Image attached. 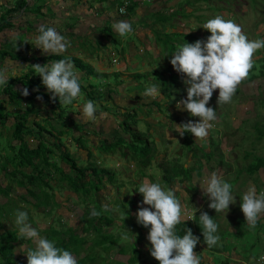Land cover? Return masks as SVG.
I'll return each mask as SVG.
<instances>
[{
	"label": "rangeland",
	"instance_id": "1",
	"mask_svg": "<svg viewBox=\"0 0 264 264\" xmlns=\"http://www.w3.org/2000/svg\"><path fill=\"white\" fill-rule=\"evenodd\" d=\"M118 1L119 0H116L115 3ZM174 2L172 3L173 7L175 6ZM186 2L192 4V6L186 5ZM179 4L183 6L185 5L184 8L182 6V11H188L190 15L186 18L177 17L178 22L176 23L175 28L168 29L167 33H182L184 31L186 33L192 32L199 40L206 41L207 36H209L210 33L203 29L204 24L209 19L220 15L226 20L231 19L240 25L242 31L247 35L249 40L264 39V0H208L206 2L203 0H180ZM9 25L13 29H15V27L18 28V25L15 26L13 20L9 21ZM163 30L165 31V29H162V31ZM23 32L32 38L33 44L35 45L34 40L37 33L28 25L25 31L20 29L16 32V37H11V39H9L11 40V44L8 43L7 45L20 44V49L23 48V45H28L29 47V40ZM3 37L4 34H0V43ZM8 37H10V35ZM101 37L106 41V44L101 43L100 40L93 43L90 42L88 38H81L75 43L70 41L72 47H69L70 49H67L66 52L59 55L62 58H78L82 63L90 65L94 69L93 71L97 74V77L93 79V77L80 73L81 86L85 87V89H82L83 92L81 91L82 95L75 99L71 105L62 104L54 111L49 105L44 103V99L36 98L35 100H30V103L33 104V112L27 115V126L32 128L33 126L31 123L34 121L38 122L40 127L44 129V133H42L43 139L45 140L44 142H48L49 144H52V142L59 144L57 142H60V148L66 150L70 155L77 154L81 157L82 154H84L83 151H87L90 148V159L85 162L84 156H82L84 161L83 159L79 160L77 165L79 167L87 165L92 166L97 170L104 168L112 171L114 173L113 183H109L106 179H103L101 189L98 193L94 194L96 202L91 203L89 200H84L83 196L72 193L68 186H66L67 184L65 182L57 179L58 176L57 178L51 176L50 183L52 189L42 187L41 185L38 186V189L40 188L47 193H51L54 197L50 199H54L55 206L52 202L44 204L45 198L43 195V200H40L41 204L39 205V200L36 198L38 197V193L36 197H33L26 192V189L32 193L36 192L37 189L35 187H29L25 182L21 187L16 186L13 181L10 180L11 178L3 176L0 172V189L9 186L7 196L0 194V233L9 230L16 231V233L19 234L18 227L15 224V213L17 210H21L28 213L31 225L36 227L39 231L44 230L45 235L48 234L50 229L60 231L61 233L62 230L72 228L77 235H81L83 238L84 235L82 234L81 229L82 226H87L86 221L84 220L85 213L88 212V214H91L93 210L97 212L100 211V215L95 217L93 221L98 229L92 227V229H94L93 231L89 228L88 233L85 235L87 245H90L87 249L89 248L90 254L95 257L96 262H94V264H115V262L126 264L128 254H120L116 250L123 246L127 249L130 248L131 244H134L136 241L138 234L137 229H140L141 233L145 235V229L150 227H144L137 223L135 214L139 208L150 206L142 203V195L135 193L134 189H139L143 183L148 181L165 185L160 179V170L163 167H167L168 169L174 164L177 159L175 156H178L176 153L178 149L177 145L183 148V153L186 152L181 156V161L188 165L190 164L185 160V157L188 155L189 151L192 153L198 151V146L196 144L199 145V141L191 135V137L188 136L187 139L191 140L192 143L190 145H184L182 144V141L184 140L183 136L180 138L179 134L175 133L178 143L176 144L175 141L166 142L169 140V135L166 137L165 131H169L168 129H175L176 125L170 124L174 119L184 123L189 120L198 122L199 118L190 116L187 111L177 108V103L182 99H186L187 96L186 86L182 82L186 77L177 73L170 64L171 56H168L170 44L169 38L167 41L166 38L157 33V37L161 39V43L158 42L157 45L159 48L151 50L152 47L147 44V48H135L132 51H135L136 53L138 52L137 55L131 57L129 62L128 60L125 62V54L126 56L128 55V47L126 43L132 41L136 46L137 39L131 34L125 37L113 34L112 29L110 28H107L101 34ZM76 46L79 47L76 48ZM74 49L77 51L85 49L88 53L98 49L100 55L97 60L89 59L87 61L80 56L73 55L75 54ZM109 49L117 50L115 54L116 57L114 56V58L117 59V66L112 65L111 63ZM140 51L144 53L141 55ZM40 53L45 55L43 52ZM138 55L141 56L139 57ZM31 57L33 59L35 58L33 55L29 58ZM29 58L27 60H29ZM49 61L51 62L52 60ZM262 64H264V49L258 50L253 56V70L249 75H257L253 76L252 81L248 83L241 82V84L238 85L230 103H219L218 105H214L212 101L217 99L216 94L218 93V90H215L209 104L207 105L214 110L216 109L217 115L216 120L212 122L213 127L211 128L212 131H210V141L218 142V139L221 140L223 134H220L219 130L225 129V131H231V133L228 134L231 136L228 141H232L236 144L233 145L234 151L238 153L236 159L230 161V156H228L232 175L228 176L225 174L223 178L233 184V195L236 197L238 206L240 205V202H242L243 192L246 191L249 186L255 185L257 193L264 190V184H262L255 175L251 177V174L248 173V167L254 163L257 158L264 157V74H258L261 70ZM21 65H23L25 69L28 64L17 61V69H14L13 72L18 73V68ZM5 68L7 67L3 65V61L0 60V71H4ZM166 69L176 73L174 75L178 78L176 83H171L172 88L170 89V92H172V97L166 99V95L161 92H159V95L156 97L145 96V90L150 85H156L159 89L161 83L164 81L168 86V83L170 82H168L169 74ZM261 72L264 73V71ZM113 74H116L117 76L115 77ZM87 84L92 85L94 88L89 94L87 93L89 92V88L86 87ZM109 90H111V92H109L111 95L110 98L105 95ZM85 95L88 99L93 100L98 106L96 119L94 121L87 119L83 114V104L87 101ZM151 101L156 102L158 107L156 106L157 108H154V105L152 106L150 104ZM17 106H19L20 109H17L13 102H8L6 96L0 91V110L2 112L4 111L6 117L3 119L4 122H0V160H2L4 156L12 155L17 149V142L11 141L10 139L11 124L15 115L23 110L24 105ZM235 108H239L240 112L241 109L244 108L237 117H234L235 124L243 120L241 124H239V129L236 130L234 129L232 121H230L228 115L231 114ZM126 113L134 115V124L131 127L138 130L146 137L150 152L152 153L150 164H148L146 168H141L144 176L137 173L138 168L135 165V162H129L128 159H124L120 156V152H124L125 147L120 146L113 151L108 152L99 149V147H105L106 142L108 144L109 139L112 136L114 140L125 136V139L123 140L129 141L128 132H125L124 127L123 130L126 135H124V133L122 134V129L120 127L121 134L119 136L116 131L113 132L111 136H105L104 140L95 133V131L97 132V129L95 128L97 123L101 122L100 124L103 127L110 130L112 124L116 123V119L121 120ZM46 115L48 116V119L45 118ZM254 121L256 123H253ZM117 123L119 124V122ZM129 123L132 122L129 121ZM46 134H49V136ZM78 135L81 136V148L77 145L78 141H75V136ZM259 137L262 138L257 140ZM23 140L31 147L36 144V140L29 138L28 136H23ZM209 145H211V142L203 140V147ZM8 147H11L12 149L10 150ZM187 148H189L188 152L186 150ZM240 150H242V152H240ZM47 157L49 163L50 161H53L58 164L59 160L57 156L48 154ZM194 164L195 162L193 165ZM204 165L206 166V164ZM226 166L227 165L224 164L223 169H225ZM39 167L40 169H43V171L52 170V168L47 165L39 164ZM9 169L10 167L7 166V170ZM63 171L66 173L69 172L67 167H64ZM195 173L196 171L192 170L180 172L181 176L174 178L175 180L173 179L174 181L169 184L171 189L175 191L177 198L183 206L184 214L182 215V220L191 219L193 206L202 211L206 208L207 201L203 202L201 196L198 198L196 191L200 187L199 184H201L199 183V179H206L210 174L203 172V175L199 174V178L195 179L193 176ZM57 175H59L58 172ZM192 177L193 179L191 181ZM19 179H21V177L17 176V178L13 180ZM191 183L194 186L193 189H190L192 187ZM169 185L167 186L169 187ZM185 186L192 194H189L184 190ZM240 197L241 200L239 202L238 199ZM202 202L204 204H202ZM105 205L107 206V211L109 213H107L103 207ZM123 206H125V209H129V217L127 218L120 210ZM235 206L236 203L229 207H232V211H234L233 207ZM102 210L105 212L101 213ZM230 210L231 209L229 208L226 216L224 212H218L216 214L217 217L215 219L219 227L217 235L220 238L217 245L212 246V250L204 249L199 245L194 248V252L200 257V264H216L217 260L222 264H224L226 260L229 261L228 264L263 263L264 216H260L259 222L255 228L250 227L247 230L244 226H238L237 228L241 229L242 232L239 230L235 231L231 225L234 221L230 220V218L236 217L238 220L242 219L243 221L244 216L241 210L234 211V214H232ZM215 213L216 212H214V214ZM103 214L106 218L108 216L112 217L113 222L110 225H104L101 221V224L97 225L99 217L103 216ZM211 215H213V213H211ZM89 217L91 218V216ZM45 229L49 230L46 231ZM125 229L131 233L128 234L127 240L122 238L125 234ZM96 230L100 231V233H97ZM234 231L235 233H232ZM110 233L112 235H109ZM102 234L108 236L104 239H100ZM257 235L260 236L261 240L258 244L254 243V245H256L255 247H251L250 243L252 242L250 240L254 239ZM47 238L52 237L48 236ZM56 238H58V236H56ZM78 242L79 241H77V244H79ZM21 245H25V243L23 241L13 243V250L14 255L19 257L18 263L24 264V260H26V250L22 252L18 251L21 248ZM26 246L28 248L35 247L30 240L26 242ZM146 246L147 244L144 245L143 242L141 243L140 247L143 252ZM234 248H237L238 251H233ZM82 253L80 256L83 255ZM148 254L149 255H146V257L143 254L140 256L141 259L143 258L146 261V264H150L152 261L151 259L155 260L150 253ZM243 254L246 256H243Z\"/></svg>",
	"mask_w": 264,
	"mask_h": 264
},
{
	"label": "clouds",
	"instance_id": "2",
	"mask_svg": "<svg viewBox=\"0 0 264 264\" xmlns=\"http://www.w3.org/2000/svg\"><path fill=\"white\" fill-rule=\"evenodd\" d=\"M126 9L125 14H127ZM112 29L121 37L134 32L132 22L126 20L114 21ZM203 29L210 33L206 41L197 40L194 43L184 41L182 45L177 46L170 60L173 69L186 77L182 82L186 86L187 96L177 103V108L199 118L198 122L189 120L176 125L175 128L180 130L178 132L180 136L190 133L197 140H204L208 136L209 130L213 127L212 122L217 118L216 109L207 106L213 92L218 90L217 104L230 103L238 85L247 79L253 67L254 54L264 49V39L249 40L240 25L220 15L209 19ZM37 31L35 48L40 49L44 54L59 56L71 46L70 41L54 27L41 24ZM112 56L113 54L110 57ZM114 62V60L111 62L112 65ZM30 68L41 78L43 86L51 93V98L54 100L58 98L60 104L71 105L82 95L81 74L70 57L53 60L45 65H32ZM8 81L6 72L0 71V86L7 85ZM21 94L29 95L27 88H24ZM144 95L156 97L159 95V89L156 85H150ZM37 99L42 97L38 96ZM97 107L94 101H86L83 104L84 116L94 121ZM205 183L204 195L210 201L208 207L216 213L224 212L226 216L229 206L236 203L233 184L216 172H212ZM191 186L194 188L192 184ZM185 188L186 186L184 190L187 191ZM138 193L143 197L142 203L150 206L140 207L135 214L138 224L144 227L150 226L147 237L151 245L150 255L159 264H200V257L194 252V248L198 245L206 248L199 243V237L193 235L189 228H185L182 236L175 231L184 214L183 206L175 191L167 185L148 181L139 187ZM187 193L192 194L190 191ZM103 207L107 210L106 205ZM240 210L249 227L255 228L261 214H264V190L258 194L255 185L249 186L242 195ZM198 211L203 240L208 246L217 245L220 239L217 235L218 224L214 217L194 206L191 215L196 217ZM99 215L100 213L95 210L91 213L92 217ZM125 216L127 218L126 213ZM15 224L20 236L30 240L35 246L28 248L26 245H21L18 250L20 252L26 250L27 264H77L76 258L70 251L57 247L54 241L40 235V231L29 222L26 211H16ZM129 233L130 231L125 229L122 238L127 240ZM146 240H143L144 245L147 244ZM83 248L86 249L87 246Z\"/></svg>",
	"mask_w": 264,
	"mask_h": 264
},
{
	"label": "trees",
	"instance_id": "3",
	"mask_svg": "<svg viewBox=\"0 0 264 264\" xmlns=\"http://www.w3.org/2000/svg\"><path fill=\"white\" fill-rule=\"evenodd\" d=\"M16 1V0H15ZM18 3L15 6H19L18 8L24 6L28 0H17ZM129 1V0H128ZM195 1H200V0H195ZM203 1H208V0H203ZM186 5L192 6V4H189L186 2ZM131 2L129 1V6L127 7V12L130 10ZM182 6L179 4V2L176 4L175 7L171 9V13H167L165 16L161 15L159 18H157V22L155 25L158 26H165L167 25L169 28H175L176 23L178 22L177 17L180 18H186L190 15L188 11L184 12L182 11ZM185 5L183 6V8ZM170 10V9H169ZM10 11H7L6 15L5 13L0 15V34L3 35V32L9 28V21L6 20V16L9 15ZM154 35H155V42L156 43H161V39L157 37V33L162 35L164 38H168L170 40L169 44V54L168 56L174 54V52L177 49V46L182 45L183 42L187 43H194L197 40H199L194 33H186L185 31L182 33L178 32H173V33H167L166 32H160L153 30ZM210 36V35H209ZM207 36V38L209 37ZM4 38V37H3ZM185 38V39H183ZM4 41L2 39L0 46L2 47V50H0V54L2 56H10L11 59L13 60H20L22 59L20 55H17L18 53V47L19 45H10L8 46L7 44L10 43V40L6 39ZM168 43V42H167ZM11 44V43H10ZM14 46V47H13ZM11 48V51H10ZM16 54V55H15ZM48 60H58V59H63L60 56H52V55H47ZM34 60V59H33ZM73 61L74 65L76 68L79 69V71H82L85 75L89 77H97V74L93 71V69L88 65L82 63L79 59L71 58ZM253 70H250L249 73H251ZM169 76H168V86L166 85V82H162L161 86L159 88V91L166 95V99H169L172 96V92H170L171 83H176L178 80L177 76L174 75L172 71H168ZM264 64L261 65V70L258 74H264ZM257 75V74H256ZM256 75H248L247 79L242 81L243 83H247L253 80V76ZM113 76H117L116 74H113ZM114 77V78H115ZM8 84L1 86V93L6 96V100L8 102H13L15 104V107L17 109H20L19 106L17 105H24V108L22 111H20L18 114L15 115L13 122L11 124V135L10 139L11 141H16L17 142V149L12 155H7L0 160V172L2 173L3 176H7L8 178H11L10 180L13 181V183L16 186L24 185V182L28 184L29 187H35L37 189L36 192L32 193L31 191L26 189V192L28 194L32 195L33 197H36L38 193L37 200H39V205L41 204L40 200L42 199V195L44 196V204L48 203L51 201L50 198H53V195L51 193H47L43 191L42 189H38V186L41 185L42 187H47L49 189H52L50 179L52 178L51 176H55L57 179H60V181L65 182L70 189V191L74 194H79L84 197V200H89V202L93 203L95 201L94 194L98 193L99 189L101 188V183L103 179H106L109 183H113V178H114V173L112 171H109L107 169L101 168L100 170H97L96 168L92 166H81L79 167L77 165V161L70 156V154L67 153L66 150L61 149V143L57 142L59 144H56L55 142H52V144L48 142H44L45 140L43 139L42 133H44V129L40 127V124L38 122H32V128H29L27 126V115L32 113V108L33 104L30 103V100H35L38 96L42 97V99L45 100V104L49 105L50 108L54 111L57 109V107L61 106L62 103H59L58 98L57 99H52L51 98V93L48 92V90L43 86L41 82V78L38 76H32V75H23L20 78H8ZM87 88H89L88 94L94 89L92 85L87 84ZM24 88H27L29 91V95L24 96L21 94L22 90ZM85 89V87L81 86V91L82 89ZM83 92V91H82ZM111 90L106 92V96L108 98L111 97L109 94ZM218 94H216V97H218ZM85 99H88V97L85 95ZM93 101V100H91ZM51 102V103H49ZM151 104L154 106L156 105V102L151 101ZM214 105L217 104V99L212 101ZM158 107V106H157ZM14 109V108H13ZM60 116V115H58ZM5 114L4 111L2 112L0 110V122H4ZM45 118L48 119V116L46 115ZM44 120V119H42ZM134 115H131L126 113L123 118L120 120V127L122 129V133L126 135L125 132H128L129 135V141H125L124 137H119L117 140H114L112 137L109 139V143L105 144V147H99L100 150L108 152V151H113L114 149L123 146L125 147L124 152H120V156L124 159H128L129 162H135V165L137 166V173H139L141 176H144V173L141 168H146L148 164H150L151 160V155L152 153L150 152V148L148 145V142L146 140V137L142 135L138 130L132 128L131 126L134 124ZM131 121L132 123H129ZM174 121V120H173ZM172 121V123H174ZM180 125V124H179ZM123 127L125 128V132L123 130ZM212 131V129L209 130V132ZM58 134V133H57ZM49 136V134H46ZM190 135V133H185L183 135V141L182 144L184 145H190L192 143L191 140L187 139V137ZM23 136H28L29 138H33L36 140V144L34 146H28L26 141L23 140ZM51 136V135H50ZM77 140V145L80 146L81 143L79 141L81 140V136L76 138ZM47 143V144H45ZM10 150L12 149L11 147H8ZM120 149V148H119ZM118 149V150H119ZM187 152L189 151V148L186 149ZM190 152V151H189ZM48 154H53L54 156L58 157V164L56 162L50 161L48 162ZM212 153H207L204 155V159L209 161L211 159ZM91 154L90 152H87V161L89 160ZM41 162V163H40ZM48 162V163H47ZM60 163V164H59ZM39 164L42 165H47L52 168L50 171H43V169H40ZM264 164V157L263 158H257L254 163H252L248 167V173L249 174H254L260 167H262ZM68 168V173L63 171V167ZM7 166L10 167L9 170H7ZM214 164L213 161L208 162V170H211L213 168ZM215 166H220V163H216ZM28 170V171H26ZM186 172L190 171L189 169L184 168L181 165H178L176 162L172 164L168 169L167 167H163L160 170L161 173V181L165 185L170 184L173 182L176 177H180V172ZM57 172L59 175H57ZM168 172V173H167ZM17 176H20L21 179L19 180H13L16 179ZM189 178V177H188ZM174 179V180H173ZM49 181V183H48ZM191 189H193L191 187ZM9 191V186L4 187L0 189V194L3 196H7V193ZM188 191V190H187ZM135 193H138V189H134ZM89 198V199H88ZM99 210V208H98ZM122 213L127 215L129 217V209H125V206H123L121 209ZM237 210H240V205L237 208H234V211L236 212ZM107 211V210H106ZM204 212H207L210 217H214V220L216 222V213L214 214V210L210 209L209 207H206ZM233 211V212H234ZM105 211H101V213H104ZM100 213V211H99ZM107 213H109L107 211ZM213 213V215H211ZM199 215L200 212L196 213V217L191 215V219H183L181 220V223L176 225L175 231L178 235H183L185 228H189L192 230L193 235L199 237L200 239V244H203L205 248H209L210 246L207 245L206 241L203 240V236L201 234V231H203L202 227L200 226L199 223ZM91 214H88V212L85 213L84 218L86 219V224L85 226L87 229H92V227H96L94 224V219L95 217L91 218L89 217ZM108 216V215H107ZM230 220H233L234 224H241V220H238V218H230ZM104 225H110L113 222L112 217L108 216L107 218L104 216L99 217V220L97 221V225H100L101 223ZM184 221H186L184 223ZM217 223V222H216ZM81 229L82 234L86 233L87 229ZM98 229V228H97ZM219 229V227H218ZM246 229H248L246 227ZM49 230V229H48ZM94 231V229H92ZM138 230V234L136 237V241L134 244H131L130 248L126 247H119V253L120 254H128V258L126 259V264H146V261L142 258H140L141 254H143L145 257L146 255H149L150 250L148 245L144 252L141 250L140 247H138L141 242L143 241V234L141 233L140 229ZM150 231V227L145 229V235H148ZM97 233H100V231L96 230ZM219 232V230H218ZM217 232V234H218ZM45 235V233H44ZM106 234H102L100 239H104L107 236ZM109 235H112L111 233ZM48 236H51L52 238H48L51 241H54L57 247L63 248L65 250L70 251L73 256L77 260V264H94L95 257L90 254L89 248L85 249L83 248V243L84 239L82 236L77 235L72 228H68L66 230H62L61 233L60 231H55L51 230L48 232V234L45 235L47 238ZM58 236V238H56ZM26 242L25 238L21 237L16 231H5L3 233H0V264H21L18 263V256H15L13 254V243L15 242ZM77 241H79L77 244ZM87 247H90V245H86ZM211 249V248H210ZM83 252V253H82ZM87 252V253H86ZM83 254L80 256V254ZM26 258V257H25ZM150 264H159L158 261L151 259ZM226 260V259H225ZM25 264H27V258L24 260ZM228 260L224 262V264H228ZM115 264H120L119 262H115ZM216 264H222L217 260ZM264 264V263H261Z\"/></svg>",
	"mask_w": 264,
	"mask_h": 264
},
{
	"label": "crops",
	"instance_id": "4",
	"mask_svg": "<svg viewBox=\"0 0 264 264\" xmlns=\"http://www.w3.org/2000/svg\"><path fill=\"white\" fill-rule=\"evenodd\" d=\"M115 1L116 0H28L24 6H22L20 8H18L19 6H17L15 8V6L18 3L17 0L16 1L15 0H0V15L3 13H5V15H6L7 11H10L9 15L6 16V20L7 21L13 20L15 23V26L18 25V28L15 27V29H13L11 26H9V28H7V30H5L3 32V34H4L3 40L6 41L5 38L9 40V39H11V37H14V36L16 37V35H15L16 32H18L20 29H23L25 31L27 25L31 29L35 30L37 35H38V31H37L38 26L41 24H44V25H47L50 27H54L61 35L65 36L67 40H69L73 43H75L76 41H78L81 38H88L90 42L95 43L96 41L100 40L101 43L106 44V41L103 40V38L101 37V34L107 28L112 29V24L114 21L126 20V21L132 22V27L134 29V32L131 33V35L135 39H137L136 46H135V44H133L132 41H129L128 43H126L127 47H128V55L126 56V54H125L124 61L126 62V60H128V62H129L130 58L135 57V55H137V53H138V52L136 53L135 51H132L135 48H144V47L147 48V45L152 47L151 50H155L156 48H159L157 46L158 43L155 42V35H154L153 30L166 32L168 29L170 30L171 28H169L167 25H165V26L155 25L157 22V18H159L161 15L165 16L167 13H170L171 9L173 8L172 3L174 1H175L174 2L175 6L178 2H180V0H129L131 2L130 10L125 15H118L116 12V7L119 5V3L122 0H119L117 3H115ZM170 4H172V5H170ZM168 5H170V6H168ZM162 29H165V31L164 30L162 31ZM112 33L117 34L113 31V29H112ZM23 34L26 35V38L29 40L28 43H30V46L28 47V45H23L22 46L23 48L20 49L21 45L19 44L17 55H20V57L22 59L13 60L10 58V56H2L0 54V60H2L3 65H5L7 67L4 69V72H6V78L7 79L8 78H20L23 75L35 76L34 71L31 68L29 69L30 66L36 65V64L45 65V64L50 63V61L48 60L47 54L42 55L40 53L42 51L35 48V45L33 44L32 38H30L29 35L24 33V32H23ZM9 35H10V37H8ZM76 44H79V43H76ZM71 47L72 46H70V48ZM78 47L79 46H76V48H78ZM70 48H68V49H70ZM0 50H2L1 46H0ZM10 51H11V48H10ZM108 51L110 52V56L113 54V56L110 57V60L113 59L115 61L114 62L115 64H113V65H116L117 59H115L114 56H115L117 50L116 49H109ZM99 52L100 51L98 49H95L91 53H88V51L85 49L82 51H77L76 49H74L75 54H73V55L80 56V57H82V59H86L87 61L89 59L97 60L99 55H100ZM143 53L144 52L140 51L141 55ZM32 55L35 57L34 60L32 57L29 58ZM49 55L58 56V55H54V54H49ZM141 55H138V56L140 57ZM28 58H29V60H27ZM75 59H78V58H75ZM17 61L28 64V65L25 69H24V66L21 65L18 68L19 72L14 73L13 72L14 69H17L16 68ZM169 67H171V66H169ZM80 73L84 74L82 71H80ZM36 76L38 77V75H36ZM0 91H1V89H0ZM159 92H161V91H159ZM151 105L153 106V104H151ZM153 107L155 108L156 106H153ZM243 109L244 108L241 109V112ZM241 112L239 111V108H235L231 114H228L229 119H230V121H232V125H233L235 130L239 129V127H240L239 124H241V122L243 120L241 122H237V124H235L234 123V117H237ZM95 115H97V113ZM111 118H113V117H111ZM118 120H120V119H116V121H115L116 123L112 124V127L110 130L103 127L100 124L101 122L97 123V125H95L97 132L95 131V133L97 135H99L100 137H102L103 140H104L105 136H107V135L111 136V134L113 132H116V131L118 132V136H119L121 134L120 133L121 129H120V125L117 123V122L120 123V121H118ZM174 120H175V122L174 121H173L174 123L171 122L170 123L171 125L182 124V122H180L179 120H177V119H174ZM253 123H256V122L254 121ZM236 125H238V126H236ZM225 127H226V125H225ZM168 130L169 131H165V133H166V137L169 135L168 136L169 140L168 141L164 140V141H166V142L175 141V143L177 144L178 139H177L175 133L178 134V132L180 130H178L176 128L175 129H168ZM92 132H93V130H92ZM219 133L223 134V137L221 138V140L218 139V142L210 141V138H209L210 132L208 133V136L204 140L211 142V145L206 146V147L202 146L203 140H197V141H199V145L196 144L198 146V151H196L194 153L188 152V155L185 157L186 158L185 160L190 163L189 165L187 163H183V161H181V159H182L181 156H183V154H185L186 152L183 153V151H182L183 148L180 147L179 145H177L178 149H177L176 153L178 156H175V157H177L175 162L178 165H181L184 168L189 169L190 171L191 170L196 171V173L193 175L195 177V179L199 178V174L203 175V172H206V174L209 173L210 175L212 172H216L221 177H223L225 174H227L228 176L232 175L231 174L232 170L230 168L231 165L229 166L230 163L228 161V156H230L229 157L230 161H233L236 159L238 153L236 151H234V149H233V147H234L233 145H236V144L232 141H228V139L231 138V136L228 135L229 133H231V131L228 132V131H225V129L224 130L220 129ZM232 134H233V132H232ZM189 136L191 137V134ZM75 137L78 138V137H80V135L75 136ZM181 137L182 136H180V138ZM112 138H113V136H112ZM75 141H77V140H75ZM193 142H194V140H193ZM79 143H80V141H79ZM79 148H81V146H79ZM87 148H89V147H87ZM83 152H84V154H82V156H84V159L86 162L88 159L87 158V152L91 153L90 148H89V150L83 151ZM240 152H242V150H240ZM207 153H212L211 159L209 161L204 159V155ZM70 156L77 161V164H78L79 160L83 159L82 156L79 157L77 154H73ZM84 159H83V161H84ZM210 161H213L214 166L211 170H208V162H210ZM194 162H195V164L193 165ZM218 162L220 163V166H215V164ZM204 164H206V166ZM224 164L228 166V167L226 166L225 169H223ZM62 167L64 168L65 166L62 165ZM253 175H255L259 179V181L262 182V184H264V164L254 174H252L251 177H253ZM206 177H207V175H206ZM192 179H193V177L191 178V181H192ZM205 180L206 179H204V178L199 179V183H201V184H199L200 187L196 191V194H197L198 198H200V196H201L203 202L207 201L206 207H208V203L210 201H209V198L206 195H204V193L206 192ZM204 183H205V185H204ZM169 188H171L170 185H169ZM246 191H244V192H246ZM244 192H243V194H244ZM259 192H258V194H259ZM240 200H241V197L238 199V201H240ZM51 202L55 206L54 199H51L50 203ZM203 202H202V204H204ZM237 207H239V206H238V203L236 202V206L233 208H237ZM229 208L231 209L230 212L232 214H234V212L232 211V207H229ZM261 216H264V214H261ZM84 220L86 221L85 218H84ZM240 222H241V224H237V225H235L234 223H231V225L233 226V230L241 231V229L237 228L238 226H244L245 228L247 227L248 229L250 228L249 225L245 222V219L243 221L241 220ZM258 222H259V220H258ZM260 223H262V222H260ZM85 228H86L85 226L84 227L82 226V230ZM235 231L232 233H235ZM40 233L42 236L44 233V230H40ZM86 233H88V229H87ZM86 233H83V235H84V237H83L84 243L82 244L83 247H86V245H87V240H86V236H85ZM240 235H241V233H240ZM43 237H45V236L43 235ZM147 237H148V235H144L143 240H146ZM260 240H261L260 236H258V235L255 236L254 239L250 240L252 242V243H250V246L255 247L256 245H254V243L258 244L260 242ZM146 243L149 247L148 250H150V252H151V245H150V242L148 241V239L146 240ZM207 250H212V246H210L209 248L207 247ZM116 251L119 252V249ZM233 251L237 252L238 249L234 248ZM12 252L14 254V250ZM243 256H246V255L243 254ZM127 258H128V256H127ZM119 263L122 264L121 262H119Z\"/></svg>",
	"mask_w": 264,
	"mask_h": 264
},
{
	"label": "built area",
	"instance_id": "5",
	"mask_svg": "<svg viewBox=\"0 0 264 264\" xmlns=\"http://www.w3.org/2000/svg\"><path fill=\"white\" fill-rule=\"evenodd\" d=\"M129 1L128 0H122L120 2V5L117 6V13L118 14H125V9L128 7Z\"/></svg>",
	"mask_w": 264,
	"mask_h": 264
}]
</instances>
